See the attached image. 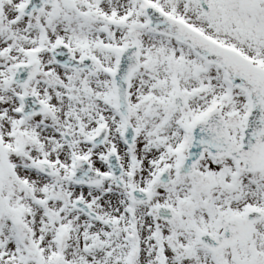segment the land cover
I'll list each match as a JSON object with an SVG mask.
<instances>
[{"label": "snow or ice", "instance_id": "6c2138e0", "mask_svg": "<svg viewBox=\"0 0 264 264\" xmlns=\"http://www.w3.org/2000/svg\"><path fill=\"white\" fill-rule=\"evenodd\" d=\"M0 264H264V0H0Z\"/></svg>", "mask_w": 264, "mask_h": 264}]
</instances>
